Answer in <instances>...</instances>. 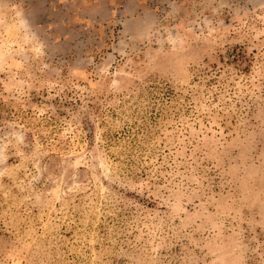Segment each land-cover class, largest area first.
<instances>
[{
  "label": "rangeland",
  "instance_id": "374dc122",
  "mask_svg": "<svg viewBox=\"0 0 264 264\" xmlns=\"http://www.w3.org/2000/svg\"><path fill=\"white\" fill-rule=\"evenodd\" d=\"M0 264H264V0H0Z\"/></svg>",
  "mask_w": 264,
  "mask_h": 264
}]
</instances>
